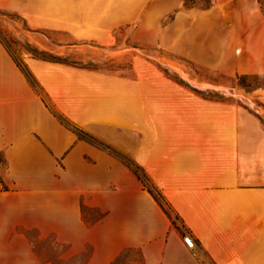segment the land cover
Instances as JSON below:
<instances>
[{"label": "crops", "instance_id": "0c3cea01", "mask_svg": "<svg viewBox=\"0 0 264 264\" xmlns=\"http://www.w3.org/2000/svg\"><path fill=\"white\" fill-rule=\"evenodd\" d=\"M136 166L194 238L177 243L180 264H264L260 115L168 78L37 57L24 65L0 41V244L33 255L19 229L34 228L74 251L91 243L86 264L108 246L99 264L138 245L144 264L152 245L175 264L165 243L172 220ZM91 212L100 217L87 222Z\"/></svg>", "mask_w": 264, "mask_h": 264}, {"label": "rangeland", "instance_id": "374dc122", "mask_svg": "<svg viewBox=\"0 0 264 264\" xmlns=\"http://www.w3.org/2000/svg\"><path fill=\"white\" fill-rule=\"evenodd\" d=\"M0 35L24 65L55 56L128 79L168 78L187 92L244 105L264 122V0H0ZM83 217L93 222L100 214ZM173 221L165 243L180 264L185 253L177 243L189 230L179 217ZM19 230L33 255L19 242L0 244V264H86L92 253L89 242L74 251L53 233ZM148 249L152 264H174L156 246ZM142 252L141 245L124 247L107 264H144Z\"/></svg>", "mask_w": 264, "mask_h": 264}, {"label": "trees", "instance_id": "16d2710c", "mask_svg": "<svg viewBox=\"0 0 264 264\" xmlns=\"http://www.w3.org/2000/svg\"><path fill=\"white\" fill-rule=\"evenodd\" d=\"M0 41L7 47V49L11 52V54L13 55V51L11 49L10 44H8L6 42V40L4 39V37H2L0 35ZM30 51H32L33 53H36L34 49H30ZM44 58H48V59H55V60H60L59 58H56L55 56H42ZM63 62H68V63H72V64H76L73 62H69V61H65V60H60ZM135 171L137 173V176L140 178V180L142 181L143 185L150 191V193L154 196V198L160 203V205L164 208V210L166 211V213L170 216L172 222L174 217H177V215H175L172 210L166 205V203L164 202V199L162 197L161 192L152 185V183L148 180V177L146 176V174L144 173L143 169L141 167H135Z\"/></svg>", "mask_w": 264, "mask_h": 264}, {"label": "built area", "instance_id": "2783aa9c", "mask_svg": "<svg viewBox=\"0 0 264 264\" xmlns=\"http://www.w3.org/2000/svg\"><path fill=\"white\" fill-rule=\"evenodd\" d=\"M183 241L189 247H193L194 243H195L194 238L192 237V235L189 232L184 234Z\"/></svg>", "mask_w": 264, "mask_h": 264}]
</instances>
